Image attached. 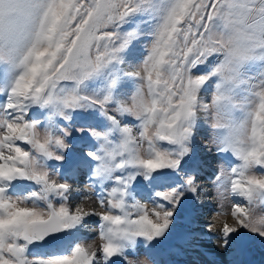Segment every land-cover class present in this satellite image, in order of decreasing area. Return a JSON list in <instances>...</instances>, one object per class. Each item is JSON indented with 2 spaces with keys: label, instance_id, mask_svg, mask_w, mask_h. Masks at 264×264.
Masks as SVG:
<instances>
[{
  "label": "snow or ice",
  "instance_id": "6c2138e0",
  "mask_svg": "<svg viewBox=\"0 0 264 264\" xmlns=\"http://www.w3.org/2000/svg\"><path fill=\"white\" fill-rule=\"evenodd\" d=\"M202 112L239 253L264 240V0H0V264H159L200 191ZM77 132L91 146L70 161ZM49 161L86 169L103 211L73 207Z\"/></svg>",
  "mask_w": 264,
  "mask_h": 264
},
{
  "label": "rangeland",
  "instance_id": "374dc122",
  "mask_svg": "<svg viewBox=\"0 0 264 264\" xmlns=\"http://www.w3.org/2000/svg\"><path fill=\"white\" fill-rule=\"evenodd\" d=\"M139 70H140L141 75H145V73L143 72L142 66ZM145 91H146V87H145ZM210 95L211 94L204 95L201 97V99L209 100ZM236 115L237 117H239L241 114L237 112ZM128 119H132V118L128 117ZM199 119H200V123L195 132V138H194V144H193V149H194L193 162L202 160L200 164V167L202 168L201 170L202 172H199L196 177V187L200 189V191L195 196H193L191 193L188 194V198L183 202L182 208L178 210L179 215L177 216L174 222V225L172 226L170 235H168L165 239H163L158 246V249H159L158 256H161L163 254V250H164V256H166V255L171 254L170 250L174 249V247L181 248V255L180 253H178L179 250L172 251V253L176 254L177 256H173V257L170 256V260H172V262L170 261L171 264L173 263L175 264H180V263L182 264H195V263L201 264L200 261H197L195 256L202 257L201 260L210 259L212 261H216L217 256H219L221 260L220 261L218 260L219 262L217 264H222L223 260L225 259L224 256L227 257V254H228L227 248H226V251H227L226 253L225 250L223 252V250L218 249L219 247H217L216 245L211 246L210 242L204 243L205 241H207L206 238H204V236L203 237L199 236L200 233L198 232L199 230L204 229L206 227L194 228V224H190L188 227V225L185 222L186 220L185 216L187 218V216L191 217L190 214L193 215L190 220V223L191 222H196V223L207 222L213 225V227L221 223H222L221 225H224L225 223H227L229 226L235 223L234 219L231 216V211L233 207L232 197L230 195H226L222 197L220 195L219 190L215 186L216 185L215 177L219 175L221 170H223L224 172H227L229 170L228 165L222 164L221 161L218 159L216 152L214 151L216 147V143H215L216 133L218 130L212 127L213 121L211 117L209 116V114L202 112L200 113ZM249 134H250V126H249ZM69 139L71 140V145L69 149L67 150V155L70 161L78 157L83 151H85L88 147L91 146L88 143V141L81 138V135L78 132L75 134L74 137H69ZM49 164L55 166V170H53V178L60 180V182L69 183L71 185L72 197L70 200V204L73 207L80 205L86 211H90V212L95 211L97 213L103 211V209L99 205L98 200L95 199L96 192L89 185V179H88L86 169H82L76 175H63L62 176L61 173L67 168V165H65L64 168H61V162L59 161H49ZM74 189H76V191ZM207 192L208 193L210 192V193L208 194V196L203 198L205 196V193ZM206 198H208L209 200L212 199L215 203V206L210 207L208 209L204 208L202 212L201 203ZM137 200L139 201V203L145 204L149 209H151L152 205L148 202L146 198V194H143L142 196H137ZM86 203H88L87 206L85 205ZM113 211L115 212V214H119L118 210H113ZM97 219H98L97 216L88 217V223L82 229L83 231L82 235L84 234L83 237L85 238L83 243L94 241L95 244L92 245V247H95L96 244L99 243L98 239H93L94 237H96L97 231H98L97 225L94 223V221H96ZM193 236H196V237H193ZM187 237L188 238L191 237L189 242H188ZM256 239L257 238H254L251 240H248V239H245V240H248V243L252 241L253 243H255ZM164 242H167V243H164ZM203 250H206L207 252L203 253L202 252ZM232 250H234V248ZM197 252H199L198 255H197ZM209 252L211 254L216 253L217 256L211 255ZM205 253H209L208 256H210L211 258L204 257ZM234 254H233L234 256L233 257L232 254L230 253V256H232L230 262L235 264L239 262L240 260H239V256L237 254L235 255ZM243 254L246 255V251ZM259 255L260 254H258V256ZM260 257L262 258L264 257V255H261ZM141 259L143 260V264H151V262L148 261L146 258L141 257ZM226 260L227 262H225L224 264H229L228 263L229 260L227 258ZM159 261L164 262V260H162L161 258H159ZM167 262H169V260H167Z\"/></svg>",
  "mask_w": 264,
  "mask_h": 264
},
{
  "label": "bare ground",
  "instance_id": "6f19581e",
  "mask_svg": "<svg viewBox=\"0 0 264 264\" xmlns=\"http://www.w3.org/2000/svg\"><path fill=\"white\" fill-rule=\"evenodd\" d=\"M202 160H199V162H201ZM202 170V168L200 167V171L199 172H202L201 171ZM75 177V176H74ZM210 181V180H209ZM211 184V183H210ZM75 191H76V189H74ZM210 193V192H209ZM208 192L207 193H205V196L203 197V198H205L206 196H208V194H209ZM95 199H97V193H95ZM98 200V199H97ZM86 206L88 205V203H86L85 204ZM213 206H215V203H214V201L211 199V200H209L208 198H206L202 203H201V211L203 212V209L204 208H210V207H213ZM191 218H192V216L190 217V216H187V225H188V227H189V225L190 224H194V228H198V227H206V228H204V229H201V230H199V232L198 233H200V235L199 236H201V237H203L204 236V238H207V239H209V240H207V241H205L204 243H208V242H210L211 243V246L212 245H216L217 247H219L218 249H221V250H223V252H224V250L226 251V248L229 250L230 248H228V247H224V246H222V244H221V242H220V240L218 239V237L220 236V233H221V230H222V227H223V225H221V224H218V225H215L214 227H212L211 228V230H209V228H207L208 227V225H209V223H207V222H201V223H196V222H191L190 223V220H191ZM217 218V217H216ZM214 221V220H213ZM215 222V221H214ZM232 226V225H231ZM197 231V230H196ZM82 233H83V231L81 232V235H82ZM180 233V232H179ZM84 235V234H83ZM82 235V236H83ZM256 242L255 243H253V241L252 242H250V243H248V241H245L244 242V250L242 251V252H240V253H238V252H233V251H231V254H232V256H233V254L235 253V254H237L238 256H239V262H237V263H235V264H264V257H260L261 255H264V240H261V239H259V238H257L256 240H255ZM85 244V246H88V245H94L95 244V242L94 241H90V242H87V243H84ZM246 244H248V245H246ZM252 244V245H251ZM249 245H251L250 246V248H249V250H246L247 249V247L249 246ZM235 246H233V248H234ZM258 247V248H257ZM232 248V249H233ZM177 250H179V252L178 253H180V255H181V248L180 247H174V249H172V250H170V253L171 254H169V255H166V256H164V250H163V254L161 255V256H157V260L159 261V258H161L162 260H164V262H167V260H169V261H171L172 262V260H170V256H177L176 254H173L172 253V251H177ZM215 250V249H214ZM213 250V251H214ZM246 251V255H244L243 253ZM203 253L204 252H207L206 250H203L202 251ZM190 253H192V252H190ZM189 253V254H190ZM215 253V252H214ZM226 253H227V251H226ZM199 254V252H197V255ZM211 254V253H210ZM234 254V255H235ZM241 254H243V255H241ZM258 254H260L259 256H258ZM188 255V254H187ZM208 255H209V253H208ZM211 255H216L217 256V254L215 253V254H211ZM232 256H228L227 257V259L229 260L228 261V263L229 264H234V263H232V262H230L231 261V258H232ZM244 256H246V257H244ZM165 257V258H164ZM196 257V259H197V261H200L201 262V264H217L219 261H220V259H218L219 258V256H217V259H216V261H212V260H210V259H204V260H201L202 259V257H199V256H195ZM225 257V259L223 260V262H222V264H224L225 263V260H226V256H224ZM234 257V256H233ZM208 258H211L210 256L208 257ZM235 259V258H234ZM219 260V261H218ZM197 261H195V262H197ZM160 262V261H159ZM164 262H162V263H164ZM173 264H175V263H173ZM180 264H182V263H180ZM196 264V263H195Z\"/></svg>",
  "mask_w": 264,
  "mask_h": 264
}]
</instances>
